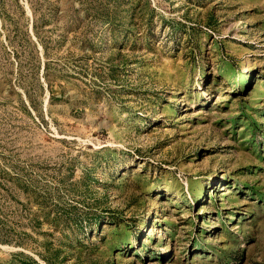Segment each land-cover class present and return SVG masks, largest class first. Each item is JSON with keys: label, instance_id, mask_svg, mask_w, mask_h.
<instances>
[{"label": "rangeland", "instance_id": "374dc122", "mask_svg": "<svg viewBox=\"0 0 264 264\" xmlns=\"http://www.w3.org/2000/svg\"><path fill=\"white\" fill-rule=\"evenodd\" d=\"M0 264H264V0H0Z\"/></svg>", "mask_w": 264, "mask_h": 264}]
</instances>
